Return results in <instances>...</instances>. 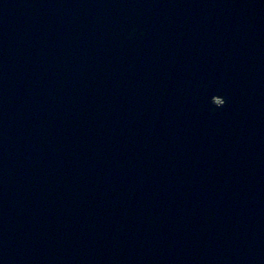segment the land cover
I'll return each instance as SVG.
<instances>
[{"label":"water","instance_id":"water-1","mask_svg":"<svg viewBox=\"0 0 264 264\" xmlns=\"http://www.w3.org/2000/svg\"><path fill=\"white\" fill-rule=\"evenodd\" d=\"M0 264H264V0H0Z\"/></svg>","mask_w":264,"mask_h":264},{"label":"snow or ice","instance_id":"snow-or-ice-1","mask_svg":"<svg viewBox=\"0 0 264 264\" xmlns=\"http://www.w3.org/2000/svg\"><path fill=\"white\" fill-rule=\"evenodd\" d=\"M221 103L223 104V103H225V101H224V100H222V101H221Z\"/></svg>","mask_w":264,"mask_h":264}]
</instances>
